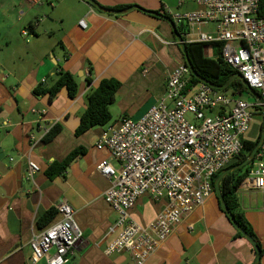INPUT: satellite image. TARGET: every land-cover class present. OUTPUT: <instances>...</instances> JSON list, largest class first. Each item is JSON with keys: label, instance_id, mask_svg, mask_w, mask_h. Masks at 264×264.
Masks as SVG:
<instances>
[{"label": "crops", "instance_id": "1", "mask_svg": "<svg viewBox=\"0 0 264 264\" xmlns=\"http://www.w3.org/2000/svg\"><path fill=\"white\" fill-rule=\"evenodd\" d=\"M94 1L123 13L99 10L86 0H42L34 6L25 0H0V264H32L31 239L59 215L46 226L39 219L63 200L76 211L83 235L66 264H133L128 253L104 252L117 236V231L109 232L117 212L105 200L111 182L98 170L109 152L98 149L97 141L109 125L132 117L151 96L159 99L171 72L185 62L170 24L144 10L171 16L202 6L199 0ZM133 6L140 9L128 10ZM37 19L30 36H23L22 30ZM82 19L86 28L80 25ZM214 28L207 24L202 30ZM217 48L213 45L212 57ZM59 69L74 75L79 90L71 98L63 88L50 101L35 90L51 85ZM105 78L121 82L110 110L117 107L122 114L119 119L112 114L111 122L78 135L88 96ZM33 109L46 113L39 116ZM56 124L60 131L46 140ZM75 149L82 151L60 174L48 176L50 165ZM29 161L40 168L32 176ZM237 195L261 244L259 262L264 264V191L239 186ZM166 203L165 198L143 195L130 213L149 224ZM238 231L213 193L184 215L145 264H254L256 249ZM36 264L48 263L44 258Z\"/></svg>", "mask_w": 264, "mask_h": 264}, {"label": "built area", "instance_id": "2", "mask_svg": "<svg viewBox=\"0 0 264 264\" xmlns=\"http://www.w3.org/2000/svg\"><path fill=\"white\" fill-rule=\"evenodd\" d=\"M25 1L30 6L42 2ZM260 2L199 0L202 8L170 17L182 27L186 42L218 45L222 59L259 93L264 105V18L257 14ZM39 22L37 19L24 28L22 35L30 36ZM207 24H214V31L202 30ZM80 25L87 27L83 19ZM191 78L185 63L178 66L169 75L164 94L144 116L136 121L124 117L109 125L97 141L98 149L109 152L98 170L111 182L105 200L117 212L109 230L117 231V236L104 249L106 255L128 253L133 264H145L184 215L213 194V176L243 149V137L260 105L235 99L203 82L192 84ZM33 112L42 116L46 110ZM187 114L196 122L187 120ZM250 163L240 186L264 191V139ZM28 165L31 176L40 170L35 162ZM143 195L167 200L149 224L139 223L130 213ZM56 209L58 220L30 241L32 264L44 258L48 264H66L83 236L74 208L63 200Z\"/></svg>", "mask_w": 264, "mask_h": 264}, {"label": "trees", "instance_id": "3", "mask_svg": "<svg viewBox=\"0 0 264 264\" xmlns=\"http://www.w3.org/2000/svg\"><path fill=\"white\" fill-rule=\"evenodd\" d=\"M257 14L259 17L264 18V0H261ZM177 29L181 34H184L181 26H177ZM184 39L186 40L185 37ZM186 45L188 56L193 65V68L200 77L218 87L223 86L226 82L229 81L226 89H231L234 95H239L244 91H248V87L242 79L233 78L236 71L222 59L221 49L217 48L215 51V57L210 58L206 57L204 54V46L206 45L205 43L187 42ZM184 63L186 64V62ZM55 76V81L51 85L44 86L43 84H41L36 88L35 92L41 95H48L49 100L52 101L63 88H66L71 98L76 97L79 90V84L76 81L74 75L68 70L59 69L56 72ZM86 81L88 83H91L92 80L90 78H87ZM199 82L200 81L192 75L191 83L197 84ZM120 87L121 82L119 80L114 78H105L101 80L96 88L92 89L87 99V108L82 113L79 126L76 130V133L78 135L95 126H104L105 124L111 122L112 113L110 110V106L115 102L116 93ZM256 94L257 96H259V93L257 91ZM257 109L259 110L260 108L257 106ZM263 126L264 120L261 121L260 132L255 141L247 140L243 137V149L239 156H237L236 159H234L227 167L213 176L212 186L214 194L215 180L224 170L236 166L248 157V155L251 153V151L259 141ZM59 131L60 125H54L47 133L45 139L51 140ZM81 151L82 149H75L70 152L63 161L53 162L47 169L48 176L54 177L56 174H60L78 156V154L81 153ZM250 165L251 163L226 174L220 182V190L226 206L235 217L241 229L244 230L256 242L254 247L255 249L258 248L262 255L261 244L253 228L246 220L244 213L241 211L237 195V191L242 180L249 173ZM56 214V208L48 210L39 219V225H48L55 218ZM238 234L240 236H244L240 231H238ZM257 264H260V262H258Z\"/></svg>", "mask_w": 264, "mask_h": 264}, {"label": "water", "instance_id": "4", "mask_svg": "<svg viewBox=\"0 0 264 264\" xmlns=\"http://www.w3.org/2000/svg\"><path fill=\"white\" fill-rule=\"evenodd\" d=\"M88 2H90L92 5H94L96 8H98L99 10H102V11H108V12H111V13H115V14H121L123 13V11H119V10H108V9H104L103 7H101L97 2H95L94 0H86ZM135 8H138L140 9L138 6H133L131 8H129L128 10H132V9H135ZM144 10V9H142ZM146 13L150 14V15H153L155 17H158V18H161V19H164L165 21H167L172 30H173V33L175 35V38L177 40V43L182 51V53L184 54V58H185V62H186V65L188 66L191 74L193 76H195L200 82H203V83H206L208 85H210L211 87L213 88H216V89H219V90H225L229 84V81L226 82L223 86H215L213 85L211 82L203 79L202 77H200L196 71L194 70L193 68V65L190 61V58L188 56V52H187V42L186 40L184 39V36L178 31L177 29V26L175 24V22L173 21V19L168 16V15H165L163 13H160L158 11H152V10H144ZM204 54L206 57H212L213 56V45H208L206 44L204 46ZM233 78H240L244 81V83L247 85L248 87V91L253 94L255 96V98L257 99V103L260 105L263 113H264V105L261 103L260 99H259V96H257L256 94V91L251 88L247 82L243 79L242 75L238 72H236L233 76ZM157 102V98L155 96H151L135 113L134 115L131 117L132 120L136 121L138 119H140L142 116H144ZM264 139V126L261 130V135H260V138H259V141L257 143V145L254 147V149L251 151V153L248 155V157L242 161L241 163L237 164L236 166L234 167H231L229 169H226L224 170L219 176L218 178L215 180V183H214V186H215V194L217 196V198L219 199V202H220V206L222 208L223 211H225L226 215L228 216V218L230 219V221L234 224V226L244 235L246 236V238H248L252 243L253 245L256 244V242L244 231L241 229V227L239 226V224L237 223L235 217L233 216V214L231 213V211L228 209V207L226 206L225 202H224V199H223V196H222V193H221V190H220V182L222 180V178L228 174L229 172L237 169V168H240L242 166H245L247 164H249L251 162V160L254 158L255 154L257 153L262 141ZM76 245V244H75ZM256 253H257V257H256V260H255V263L254 264H257L259 261H260V257H261V252L258 248H256Z\"/></svg>", "mask_w": 264, "mask_h": 264}, {"label": "rangeland", "instance_id": "5", "mask_svg": "<svg viewBox=\"0 0 264 264\" xmlns=\"http://www.w3.org/2000/svg\"><path fill=\"white\" fill-rule=\"evenodd\" d=\"M223 91L225 93H227L229 96L234 97L235 99H241V100H244L250 104L257 103V99L249 91H244L239 95H234L232 93L231 89H226ZM255 113H256V115H255L254 119L252 120V122L249 126V129L246 132V134L244 135V138H246L247 140L255 141L259 135V132H260V123H261L260 121L263 119V113L261 111V108L258 111H256ZM112 114H113L114 119L115 118L119 119V117L122 114V111H120V109H118L117 107H113L112 108ZM186 119L189 121H192V122H196L195 120H193V117L191 114H187Z\"/></svg>", "mask_w": 264, "mask_h": 264}]
</instances>
